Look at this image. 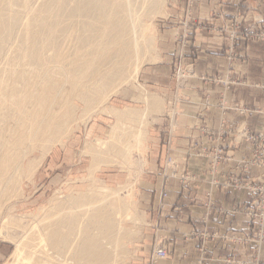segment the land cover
I'll return each instance as SVG.
<instances>
[{
    "label": "bare ground",
    "instance_id": "obj_1",
    "mask_svg": "<svg viewBox=\"0 0 264 264\" xmlns=\"http://www.w3.org/2000/svg\"><path fill=\"white\" fill-rule=\"evenodd\" d=\"M163 3V0H0V204L10 196L16 197V186L20 188V174L25 170L23 161L34 149L48 148L63 133L70 131L71 134L75 100L92 109L100 101L104 102L103 97L112 86L136 76L147 56L145 53L154 42L153 35L148 34L151 21L149 27L144 17L148 13L158 15ZM154 99L147 98L158 107L160 103ZM129 112L119 116L128 114L130 117L133 112ZM243 132L252 134L247 129L235 134ZM224 133L232 135L234 132ZM126 138L124 140L129 139ZM124 140L122 142H126ZM119 141L113 138L106 148L115 150L121 144ZM195 143L200 144L193 142L190 154L199 156L202 148L199 146L193 151ZM226 154L223 156L225 164L230 160ZM241 162H237L238 171H242L238 168ZM30 172L32 176L35 171ZM170 177L178 179L182 189L188 190L184 187L185 172L178 173L177 169L172 175L165 174V178ZM249 195L248 205L250 192ZM119 199L106 203V199L101 198V201L88 194L52 207L54 202H50L51 208L46 207L47 213L39 225H35L37 228L31 229V236L27 234L28 237L18 243L16 253L13 251L12 264H39L37 255H44L45 261L51 262V251L58 253L54 259L59 260L52 264H109L116 259L123 260L131 234L121 223L130 216L126 203Z\"/></svg>",
    "mask_w": 264,
    "mask_h": 264
},
{
    "label": "rangeland",
    "instance_id": "obj_2",
    "mask_svg": "<svg viewBox=\"0 0 264 264\" xmlns=\"http://www.w3.org/2000/svg\"><path fill=\"white\" fill-rule=\"evenodd\" d=\"M163 1L162 12L158 15L148 13L149 15L147 14L148 16L144 17V19L146 18L144 21L149 27L151 21V28H149L148 34L153 35V43L156 45L150 44L151 46L148 48L147 53H145L147 56L145 58L143 56V60L145 61L142 60L136 76L133 79L130 78L131 80H126L127 82L124 81L112 86V89L107 92L108 94L106 93L104 97L102 96L105 98L103 99L104 102L100 101L99 104H95L92 108L93 111L92 109H87V106L83 102L75 100L74 124L71 123L73 126L69 128L72 130L71 134L69 133L70 131H67L68 136L65 134L67 132L63 133L48 148H36L31 153L32 155L29 154L25 160L23 159L25 170L20 174L19 185L21 186L20 188L16 186V194L12 192L14 189L11 191L12 195L14 193L16 197L10 196L1 203L2 205L4 204L3 206L0 204V264H6L7 261L8 264L14 262V254L16 253L18 243L23 241L27 234L29 237L31 236V229L37 228H35V225H39L42 216L48 211L46 207L52 202L54 203L51 204V207L53 204L66 202L75 199V197L78 198L88 194L95 197V199L101 200L102 198L103 201L106 199V203H109L111 199L118 200L121 196L122 198L119 200L126 203H124L126 211H128V215L130 216L129 219L121 223L122 228H125L131 234L129 244H127L128 248H126L127 253L123 257V260L116 259L109 264H158L162 260L156 261L154 259L157 245L165 247L170 257L171 254L168 248L160 243L156 237L153 240V252L148 259L144 256L145 252L142 250V245H144L145 241L148 242L146 238L151 236L152 230L155 234L160 229L159 220L158 222L156 221V211L152 208L155 199L151 194L154 193V188L161 182L162 171L165 170V172H169L172 175V172L177 168L175 158L169 154L175 150L174 139L178 131V120L171 105H169L174 101H172L173 97L171 94L168 97L165 94H168V89L175 90L177 86L185 88L194 79L196 58L200 50L198 47L189 46V42H191V36H194L196 30H209V28H212V31L209 30L210 32L219 34L227 40L229 42L228 60L230 62H234L239 57L237 51L239 45L235 44L231 46L230 35L238 38L240 36V38L245 40L246 37L242 30L241 22L238 19L217 28L212 23H199L198 19L193 16V11L198 0ZM230 24H233L232 28L226 27ZM237 26L241 30H238ZM180 27L183 30L179 31ZM252 28L255 31L258 30L254 26H251L249 30H252ZM261 31L264 32V29ZM247 41L264 42L258 39ZM232 73L233 71H229L224 77L221 75L205 76L203 80L207 83L221 85L224 90H227L235 84L232 83L234 80L231 77L228 78L229 74L232 75ZM218 79L227 80L230 84L224 85L223 83H219ZM261 88L264 89V86ZM149 97L151 99L155 97L154 100L158 104L160 103V105L157 107V105L148 102L147 98L149 99ZM209 103L206 102V104ZM174 104L175 102H173ZM90 110L91 112H89ZM128 110L131 113L134 110L133 116L132 114H130V117L128 114L124 117L119 116L120 113H130ZM153 110L155 113H153ZM122 123L123 125L121 126ZM142 123L143 127L141 126ZM125 125L127 129L128 127L130 129L127 130ZM123 126L125 128L124 131H127L126 135L124 134ZM140 127L143 129H140ZM140 130L143 132H141L142 134L139 133ZM120 137H125L124 139L128 137L129 139H123L126 142H122L123 140ZM113 138L120 140L121 144L115 150L107 149V145L112 142ZM144 140H146V143L143 142ZM99 141L102 142L98 144ZM124 143L126 144L124 145ZM53 144L56 145L54 146ZM98 145L101 146L99 147ZM136 149H139L140 152L136 151ZM166 152L169 154H166ZM121 155L124 157H121ZM41 160L43 161L39 164ZM102 160L110 165H105ZM29 166L32 169H29ZM26 167L29 170L26 171ZM31 170L32 172L35 171L32 176H30ZM165 174L168 173H164V182L176 179L173 177L167 179L165 178ZM27 178L31 180H27ZM124 186H127V188H122ZM18 190H21L19 191L20 194L23 192L21 197L20 195L18 197ZM112 194H114V197L117 194L119 198L117 196L113 198ZM10 198L12 199L10 200ZM162 199L167 198H164L162 194ZM51 207L49 206L48 208L50 209ZM70 207L72 208V206ZM166 208L167 205L164 203L158 206L160 211ZM243 212L247 216L246 211ZM247 218L248 227H250L249 217L247 216ZM29 232L31 233L29 234ZM263 246L264 244L261 246L258 254L261 262ZM253 251H250L251 259L256 256ZM29 252L32 254V251ZM57 254L56 252H50L51 257H53L52 261L50 260L51 262L45 261L44 255H37L36 260L39 261V264H52V262L56 261L59 263V260L54 259ZM200 254L199 252L197 262L200 260ZM10 257H13V259ZM209 258H211L210 264L213 260L210 251ZM223 262L226 264L225 260Z\"/></svg>",
    "mask_w": 264,
    "mask_h": 264
},
{
    "label": "crops",
    "instance_id": "obj_3",
    "mask_svg": "<svg viewBox=\"0 0 264 264\" xmlns=\"http://www.w3.org/2000/svg\"><path fill=\"white\" fill-rule=\"evenodd\" d=\"M193 16L199 23H212L216 28L238 19L243 32L251 26L264 29V0H198ZM180 30H183L182 27ZM209 30L212 31V28ZM209 30H196L189 42V46L200 50L194 79L185 88L177 86L175 90L168 89V94H165L173 97L175 108L173 102L169 105L178 120L175 150L166 154L175 158L178 173H187L193 178V183L188 190H183L178 179L164 182V173H169L164 170L161 182L151 194L155 199L152 208L156 211L160 229L155 234L152 230L151 236L146 238L148 242L145 241L141 249L148 259L156 237L171 254L158 264H196L199 250L204 244L213 259L210 264H224L223 261L231 257L240 261L251 259L248 247L234 245L219 237L248 233V218L243 210L248 205L249 192L233 189L220 191L210 181L231 175H246L249 179L260 180L262 171L259 168L252 167L244 173L236 169L237 162L250 158L253 149L251 144L242 142L241 133L235 134V131L247 129L254 134L264 133V89L261 88L264 86V42L241 39L237 49L239 57L230 62L229 42ZM229 71L233 73L228 78L231 77L235 84L227 90L203 80L205 76L224 77ZM223 101L230 108L224 115L220 105ZM206 102H210V106L207 107ZM240 111L246 113L241 114ZM199 126L234 132L226 147L230 160L221 166L215 177L209 171L210 160L190 154L193 142L208 146L199 132ZM165 191L168 197L162 199ZM208 194H212L211 199L215 202V213L209 212L205 206ZM161 203L167 205L163 211L158 209ZM204 233L218 237L204 242L200 238ZM160 247L157 245L155 251ZM261 258L264 264V246Z\"/></svg>",
    "mask_w": 264,
    "mask_h": 264
},
{
    "label": "built area",
    "instance_id": "obj_4",
    "mask_svg": "<svg viewBox=\"0 0 264 264\" xmlns=\"http://www.w3.org/2000/svg\"><path fill=\"white\" fill-rule=\"evenodd\" d=\"M233 24H230L226 27L232 28ZM238 30H241L239 26ZM257 31L253 30H245L244 35L246 40H256L264 41V32H262L261 28H256ZM239 33V31H238ZM231 36V46L237 44L242 38ZM219 83L230 84L227 80L218 79ZM227 103L223 101L221 105V110L223 111V115L230 110V108L226 105ZM241 114H245L246 111H240ZM199 132L203 136V138L208 143L207 147H203L202 150L199 151V156H204L208 160H210V174L215 177L220 172L221 166L224 164L223 156L226 152V147L229 142L230 133L225 134L223 130L215 131L208 126L199 127ZM242 142L248 143L252 145L253 153L250 158L247 160H242L241 162V170L244 172H248L250 168L256 167L262 171L260 175V180L253 178L249 179L246 175L243 176H223L220 179L212 178L210 181L211 185L215 187L217 190L226 191L228 189H234L236 191L247 190L251 194V200L249 206L245 209L247 216L249 217L250 224L248 227V233L242 236L230 235V236H219L224 241L230 242L234 245H241L248 247L250 250H254V256L250 261H240L235 260L234 258H227L225 260L226 264H262L259 259V251L261 246L264 244V134H249L242 133L241 134ZM199 147V144L195 143L192 146V150L195 151ZM178 168H176L177 170ZM185 189H189L191 184L193 183V178L189 177L187 173H185ZM258 180V181H257ZM212 194H208V201L206 203V207L209 212L216 210L215 202L211 199ZM166 192L163 193V197L167 198ZM217 211V210H216ZM224 212V211H222ZM212 237V238H211ZM218 237L217 235L211 236L208 233H204L201 235V240L206 242L211 239H215ZM199 252L201 253L200 260L197 264H209L211 258H209V250L207 245L204 244ZM169 257L168 251L165 247L161 246L158 251H155L154 259L156 261L164 260ZM157 263V262H156Z\"/></svg>",
    "mask_w": 264,
    "mask_h": 264
}]
</instances>
